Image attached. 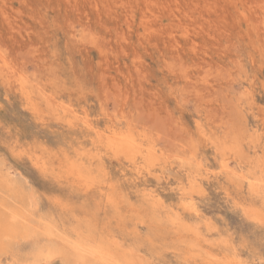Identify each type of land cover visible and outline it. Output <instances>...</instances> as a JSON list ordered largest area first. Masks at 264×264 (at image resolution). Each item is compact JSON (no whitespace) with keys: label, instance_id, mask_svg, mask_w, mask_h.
<instances>
[{"label":"rangeland","instance_id":"obj_1","mask_svg":"<svg viewBox=\"0 0 264 264\" xmlns=\"http://www.w3.org/2000/svg\"><path fill=\"white\" fill-rule=\"evenodd\" d=\"M84 244L264 264V0H0V264Z\"/></svg>","mask_w":264,"mask_h":264},{"label":"bare ground","instance_id":"obj_2","mask_svg":"<svg viewBox=\"0 0 264 264\" xmlns=\"http://www.w3.org/2000/svg\"><path fill=\"white\" fill-rule=\"evenodd\" d=\"M249 182V181H248ZM253 183V182H252ZM256 185V184H255ZM257 188V187H256ZM254 189V188H253ZM254 192V191H253ZM253 207V206H252ZM250 209V208H249ZM252 211V210H251ZM263 215V214H262ZM257 217V216H256ZM253 219V218H252ZM72 251L79 255L80 258L99 262L100 264H120V262L113 260L102 249L94 248L90 245L84 244L83 247L74 245ZM46 255V254H45ZM139 261V260H138ZM98 263V264H99ZM145 263V262H144Z\"/></svg>","mask_w":264,"mask_h":264}]
</instances>
